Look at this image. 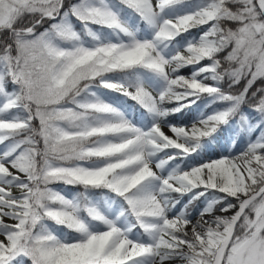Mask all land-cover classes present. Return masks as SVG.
I'll use <instances>...</instances> for the list:
<instances>
[{"label":"snow or ice","instance_id":"snow-or-ice-1","mask_svg":"<svg viewBox=\"0 0 264 264\" xmlns=\"http://www.w3.org/2000/svg\"><path fill=\"white\" fill-rule=\"evenodd\" d=\"M0 264H264V0H0Z\"/></svg>","mask_w":264,"mask_h":264},{"label":"trees","instance_id":"trees-1","mask_svg":"<svg viewBox=\"0 0 264 264\" xmlns=\"http://www.w3.org/2000/svg\"><path fill=\"white\" fill-rule=\"evenodd\" d=\"M197 31H198V30H195V29L192 30V32H193L194 35L196 34ZM188 71H189L188 69H185V70H184V73L186 74ZM121 99H126V98H121ZM126 103H127L128 105H132V104H134V102H133V101H130V100H127ZM245 108L247 109V106H245ZM53 187H56V188H58V189H63V190L68 191V192H75V191L78 190V189L73 188V187H71V186H64V185H54Z\"/></svg>","mask_w":264,"mask_h":264},{"label":"rangeland","instance_id":"rangeland-1","mask_svg":"<svg viewBox=\"0 0 264 264\" xmlns=\"http://www.w3.org/2000/svg\"><path fill=\"white\" fill-rule=\"evenodd\" d=\"M165 131H167V129H165Z\"/></svg>","mask_w":264,"mask_h":264}]
</instances>
